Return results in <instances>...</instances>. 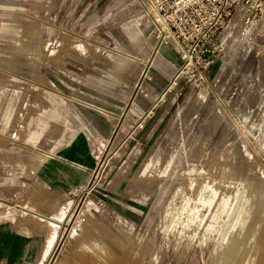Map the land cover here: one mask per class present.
I'll return each instance as SVG.
<instances>
[{"label": "rangeland", "instance_id": "obj_1", "mask_svg": "<svg viewBox=\"0 0 264 264\" xmlns=\"http://www.w3.org/2000/svg\"><path fill=\"white\" fill-rule=\"evenodd\" d=\"M70 2L0 0V264H264V57L171 85L135 0Z\"/></svg>", "mask_w": 264, "mask_h": 264}, {"label": "built area", "instance_id": "obj_2", "mask_svg": "<svg viewBox=\"0 0 264 264\" xmlns=\"http://www.w3.org/2000/svg\"><path fill=\"white\" fill-rule=\"evenodd\" d=\"M73 1L65 10L76 9L77 2ZM135 1L151 29L155 46L165 44L177 55L171 85L180 76H193L202 84L213 66L219 73L232 39L246 43L255 55L264 57V0ZM164 94L153 98L147 116L165 99Z\"/></svg>", "mask_w": 264, "mask_h": 264}, {"label": "crops", "instance_id": "obj_3", "mask_svg": "<svg viewBox=\"0 0 264 264\" xmlns=\"http://www.w3.org/2000/svg\"><path fill=\"white\" fill-rule=\"evenodd\" d=\"M5 14H6V16H8V18L11 20V21H13V22H15L16 20H18V19H21L20 17V15H18V14H16V13H13L12 11H5ZM9 28L10 29H13L14 27L11 25V26H9ZM162 49V48H161ZM123 66H125V65H123ZM153 68H154V66H153V64L151 65ZM66 129H68V130H70L69 131V140H70V142H71V140L74 138V136L76 135V132H77V129L76 128H70V126H68ZM33 137H35L36 138V135H30V138H33ZM34 138V139H35ZM13 141V140H12ZM15 142H17V141H15ZM18 143V142H17ZM61 154H63V156L62 155H60L63 159H60V158H57V159H59V160H61L62 162H64V163H66V164H69V165H72V167H76V168H78V169H82L81 171H84L86 168L87 169H90V167H86V166H84V165H82L81 164V166H78V165H76L75 163H77V164H80V163H78V160L77 159H72V157H70L69 155H68V152H64V153H61ZM86 169V170H87ZM93 243V242H92ZM91 244V243H90ZM86 245H89V244H87L86 243ZM91 245H97L95 242L93 243V244H91ZM87 248V247H86ZM90 249H92V252L95 254L96 253V256L97 257H99L100 259L102 258V256H103V254L105 253V252H103V250L101 249V247L99 246V245H97L96 247H94V246H92ZM96 249V251H94ZM98 249V250H97ZM99 250H101V251H99ZM89 264H93L92 263V261L91 262H89Z\"/></svg>", "mask_w": 264, "mask_h": 264}, {"label": "bare ground", "instance_id": "obj_4", "mask_svg": "<svg viewBox=\"0 0 264 264\" xmlns=\"http://www.w3.org/2000/svg\"><path fill=\"white\" fill-rule=\"evenodd\" d=\"M32 18H34V19H37V20H41V18L39 17V16H36V15H34V16H32ZM42 21V20H41ZM44 21V20H43ZM63 32H67V31H63ZM165 44H158V45H156L155 46V49H154V55H153V57L151 58V60H150V65L152 64V62H153V59H154V57H155V55L157 56V53H159V50L164 46ZM113 53H115V55H118L119 57H121L120 58V60L121 61H123V62H125V64H127L128 63V58H134L133 56H130V55H127V54H125L124 52H122V51H119V50H115ZM115 57V56H114ZM124 57H126V58H124ZM120 61V62H121ZM147 71V70H146ZM144 74L145 73H143V75L142 76H144ZM145 75H147V73L145 74ZM139 84V83H138ZM223 257H225V256H223Z\"/></svg>", "mask_w": 264, "mask_h": 264}]
</instances>
